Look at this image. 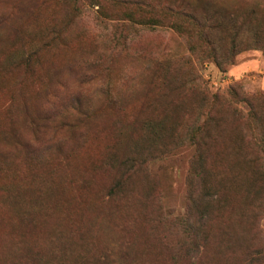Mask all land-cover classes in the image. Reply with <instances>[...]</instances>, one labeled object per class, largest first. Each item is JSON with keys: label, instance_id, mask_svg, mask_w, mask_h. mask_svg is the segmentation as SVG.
<instances>
[{"label": "trees", "instance_id": "obj_1", "mask_svg": "<svg viewBox=\"0 0 264 264\" xmlns=\"http://www.w3.org/2000/svg\"><path fill=\"white\" fill-rule=\"evenodd\" d=\"M58 1L68 10L67 14H77L85 6H97V14L110 17L103 3L107 2L126 8L124 16L133 24L172 26L186 37L190 51L203 60L213 61L220 68L232 64L237 53L233 42L225 51L217 50L207 32L209 28L217 26L210 23L215 18H209L207 6L199 0ZM46 2L16 0L14 13L0 12V26L6 29V35L0 36V73L4 70L25 74L42 64V48L48 46L49 42H20L14 45L11 40L17 37L18 30L12 28L9 22L15 13L35 16ZM212 11L216 12L217 9ZM226 13L234 20L235 33L245 25L254 29L255 45L264 52V14L261 10L252 6ZM58 34L59 29L51 38ZM183 62L185 64L187 60ZM167 64L166 73L176 76L179 84L166 79L165 93L170 98L165 106L153 108L151 114L146 115L143 114L146 112L144 106L151 104V101H143L139 116L133 123L117 120L116 98L105 88L100 93L106 103L101 105L91 103L80 92L70 94L58 103L57 94L48 96L50 92L48 88L45 89L47 102L43 108H37L33 114H29L26 107L20 109L21 125L23 123L27 127L30 136L23 137L19 128L13 125L16 113L10 116L7 129L0 131V144L5 145L0 149V176H15L27 170L32 180L16 187L0 186L3 200L12 208L13 215L9 220L14 222V238L20 241L23 237V247L12 264H55L54 257H57L58 264H135L128 251H118L112 244L104 245L99 253L88 252L84 255L78 252L76 247H83L88 241L83 234L69 237L56 232L50 239L53 224L48 226L46 221L40 219L43 214L39 215L38 211L35 213L36 210L27 207L45 206L46 212L55 218L58 225L69 209L84 210L81 201L78 202L79 206L65 201L60 211L52 209L50 204L63 191L60 182L73 162L74 149L88 141L91 134L96 133V136L97 133L109 131L110 142L96 169L102 175V182H105L102 200L111 203L107 208L113 207L117 211V206L121 209L134 208L137 203H150L156 217L148 212L145 217L151 215L157 225L163 227V233L167 222L177 227L180 233L174 253L166 256L149 248V256H145L141 264H163L165 258L168 264L264 263V248L259 243L258 227L264 207V92L249 95L233 86L226 94L210 92L195 82L197 76L190 78L194 79L193 85L186 87L183 76L178 74L180 68ZM182 67L185 72L189 66ZM60 72V67L49 68L51 78ZM20 79L18 81L22 83ZM160 80L157 78L156 81ZM19 92L20 97L23 89L20 88ZM171 93H177L178 98L173 100ZM188 95L191 97L186 101ZM165 96L159 94V97ZM182 104H189V111L185 115L194 118L190 126L173 114ZM241 105L245 106L244 109ZM183 126L187 128L194 152L187 174L186 209L183 214L173 216L158 207L155 187L148 184L146 173L149 162L182 144L177 140ZM247 144H255L260 155H256ZM234 150L233 156L231 151ZM37 179L44 187H34L32 200L26 201L24 192L33 187ZM135 179L140 181L138 187L132 185ZM85 224L87 222L82 225ZM120 227L128 231V226ZM121 239L124 248L129 249L132 240L128 237ZM159 241L161 245H169L163 235Z\"/></svg>", "mask_w": 264, "mask_h": 264}, {"label": "rangeland", "instance_id": "obj_2", "mask_svg": "<svg viewBox=\"0 0 264 264\" xmlns=\"http://www.w3.org/2000/svg\"><path fill=\"white\" fill-rule=\"evenodd\" d=\"M15 1L0 0V12L14 13ZM199 1L207 6L209 18H215L210 23L217 26L209 28L207 32L217 50L225 51L232 42L237 48L233 63L223 68L211 60L201 59L197 53L190 51L186 37L172 26L133 24L124 16L127 9L112 3L103 2L110 17L97 14V6H85L77 14H67L68 10L62 7L58 0H47L35 16L15 13L9 23L12 28L18 30V35L11 43L18 45L20 42L48 41L49 45L42 48V64L36 66L32 72L23 74L21 71L13 73L1 70L0 131L7 129L10 116L16 113L13 125L19 128L23 137L30 136L27 127L23 123L21 125L20 109L26 107L29 114H33L37 108H43L47 102L44 92L47 88L50 92L48 96L57 94L58 103L70 94L80 92L97 105L106 103L100 93L105 88L116 98L117 120L133 123L139 116L138 111L143 101H151V104L146 103L144 106L146 112L143 114L146 115L151 114L153 108L165 106L166 100L170 98L165 93L166 79H172L173 83L179 84L176 76L172 77L166 73L167 63L171 67L180 68L178 74L183 76L186 87L193 85L197 76L195 82L210 92L226 94L231 86L249 95L264 92V52L255 45L254 29L245 25L235 33L234 20L226 15L227 11L234 12L252 6H257L264 14V0ZM58 29L59 34L52 39ZM5 30L4 26H0V36L6 35ZM184 60H187L185 64ZM182 65L189 66L185 72ZM54 66L60 67L61 72L51 78L49 68ZM157 78L164 82H157ZM19 79L22 83H19ZM20 88L23 93L19 97ZM159 94L166 96L159 97ZM190 97L188 95L186 101H189ZM171 98L177 99V93H171ZM244 107L241 105L242 109ZM188 111L189 104H182L173 114L180 117L186 126H190L194 118L185 115ZM186 126L179 131L177 142L182 144L147 165L148 184L155 187L158 207L162 212H169L173 216L183 214L186 209L187 174L194 152V145L189 143ZM95 134H91L88 141L74 149L73 162L68 170H65L64 178L60 182L63 191L58 199L50 204L52 209L60 211L65 201H72L76 205L81 201L85 209H69L58 225L55 218L46 212L45 206L27 207L36 210L35 213L38 211L39 215L43 214L40 219L42 222L46 221L48 226L53 224L50 239L56 232H62L69 237L77 233L87 236L86 245L76 247V250L84 255L88 252L99 253L100 248L110 244L116 246L118 251H128L135 264H141V260L149 256V248H154L166 256L174 253L175 243L180 237L179 230L167 222L164 227L166 231L163 233V227L157 225L151 215L146 218L147 212L156 217L150 203H137L134 208L121 209L117 206L116 211L113 207L107 208L111 203L103 202L105 182H102V175L96 169L106 145L110 142L111 132L97 133L96 136ZM2 147L5 148V145L1 142L0 149ZM247 147L256 155H260L255 144H247ZM231 154L234 156L235 150L231 151ZM36 172L44 174L42 171ZM29 176L27 170L15 176H0V186L16 187L31 183ZM132 185L138 187L140 181L135 179ZM36 186H43V183L39 179L35 180L33 187L24 192L26 201L32 200ZM0 214V264H12L23 247V237L20 241L14 238V222L9 220L13 215L12 208L3 200L1 191ZM85 222L87 224L82 225ZM121 225L128 226V231L122 230ZM154 226L156 227L152 230ZM258 227L261 238L259 243L263 244L264 248V207L258 219ZM162 235L168 240V246L160 244ZM121 237L132 240L129 249L124 248ZM54 263L58 264L57 257H54ZM163 264H168L166 258Z\"/></svg>", "mask_w": 264, "mask_h": 264}]
</instances>
